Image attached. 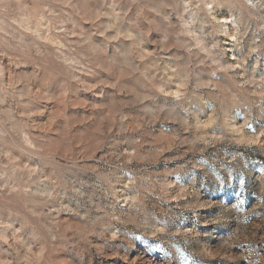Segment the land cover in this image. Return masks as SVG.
Returning <instances> with one entry per match:
<instances>
[{
	"label": "rangeland",
	"instance_id": "obj_1",
	"mask_svg": "<svg viewBox=\"0 0 264 264\" xmlns=\"http://www.w3.org/2000/svg\"><path fill=\"white\" fill-rule=\"evenodd\" d=\"M0 264H264V0H0Z\"/></svg>",
	"mask_w": 264,
	"mask_h": 264
}]
</instances>
